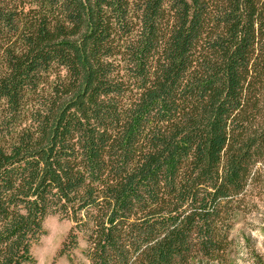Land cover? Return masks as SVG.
<instances>
[{
    "label": "trees",
    "instance_id": "1",
    "mask_svg": "<svg viewBox=\"0 0 264 264\" xmlns=\"http://www.w3.org/2000/svg\"><path fill=\"white\" fill-rule=\"evenodd\" d=\"M263 189L264 0H0V264H230Z\"/></svg>",
    "mask_w": 264,
    "mask_h": 264
},
{
    "label": "rangeland",
    "instance_id": "2",
    "mask_svg": "<svg viewBox=\"0 0 264 264\" xmlns=\"http://www.w3.org/2000/svg\"><path fill=\"white\" fill-rule=\"evenodd\" d=\"M244 210L231 234L236 247L230 264H264V189L252 192ZM42 228L43 236L31 248L32 264H88L84 254L87 246L81 236L74 248L60 253L70 222L48 216Z\"/></svg>",
    "mask_w": 264,
    "mask_h": 264
}]
</instances>
